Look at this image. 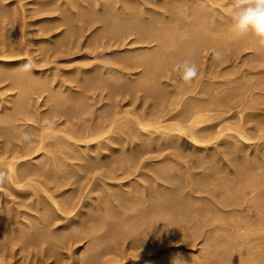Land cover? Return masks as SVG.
Wrapping results in <instances>:
<instances>
[{"label": "bare ground", "instance_id": "bare-ground-1", "mask_svg": "<svg viewBox=\"0 0 264 264\" xmlns=\"http://www.w3.org/2000/svg\"><path fill=\"white\" fill-rule=\"evenodd\" d=\"M12 1L14 2V0ZM15 1H19V0H15ZM32 1H33L32 4L36 1L37 4L39 3L42 5V6L40 5L41 7L46 6L47 8L43 7L42 9L39 6V8L43 11L44 10L49 11L48 6L53 2L54 3L58 2V5L55 6V9L59 11L58 13L62 15V18L60 17L61 15H59L58 17L59 21H61V24L64 26L65 25L67 26L66 34H68V31H70L71 34L72 33L76 34V32L80 31V30L75 31V26L71 24L74 21L72 20V18L76 16L72 14V18H71L68 16V14L71 15L70 13H77L75 12L77 11L75 10L76 8H79L80 10L82 9V7L85 6L87 9L86 4L88 0L87 1H84V0H32ZM230 1L231 0H93L92 7L90 8L89 6V11L90 12L94 11L96 13L98 12L97 13L98 17L96 16L98 18L97 20L101 21V23L103 22V27H104L103 28L104 31H102L103 29H99L98 32L101 33L102 31V33L98 34L97 32V34L93 35V38H98L105 31H107L108 33V30L112 29L109 31V33L112 34L110 35L111 39L113 38L116 39V41L114 40L115 43L116 42L119 43V40H122L123 38H127V37L129 38V36H134L132 41L140 43V44L145 43L146 45L150 43V45L152 44L153 46L151 45L152 46L151 48L148 47L149 45L145 47L144 46L145 44L141 45L140 47L135 46L136 47L135 49L133 50L130 49L131 52L133 51L135 52L131 54L127 52L128 54H124V55L122 53L123 56L121 57L115 56V55H118L116 53H118L119 51L113 50L109 53V54L111 53L113 54L110 56L111 58H109V60L111 59L110 62L113 66H111L108 63L104 64L103 63L104 61H103L101 62V65L98 62L99 63L98 65H96L97 64L96 63L95 65L88 67V68L83 67L82 65L80 66L81 69L77 68L78 69L77 73H76L77 69L75 68L76 71L73 70L75 74L72 72V74H74L73 78H71L72 74L68 70L67 71L69 72V74H71V76L69 75L70 76L69 78L66 73H65L67 75V77L65 76L66 78L64 76L62 77L61 74H59L60 76L58 75L59 77H61V79L58 78L59 80L57 81L58 87H60L61 89L63 88L62 90L68 89V92L67 90L66 92L69 94H66V95H69V96H70V91H72L73 93L76 92L75 94L81 93L82 96L87 94L88 96L90 91L92 92L93 90V93H94L95 89L97 88H99L100 90L101 88L109 89V91L107 92L109 93V96L107 97L108 99L105 97L106 103L103 102L104 105L102 106L100 105V108H102V110H103V107H106L104 108L106 110L102 111L101 113H97V114L94 113L96 111H92L94 116L91 115V117L88 116L89 114H84L90 117V119L87 118L88 120L86 121L82 120L81 123L73 122L72 125L68 124L69 126H66V125L64 126L63 124L64 123L66 124V121H65L66 117L64 116L65 119L62 117L63 118L62 122L64 121V123L63 124L59 123L60 128H57L59 127L57 126L58 125L57 122L52 120L51 123H53L52 125L54 126H48L49 124L47 123L39 122L37 124L39 128H36L33 130V129H29L30 127L32 128L33 126V125H29L31 122V120L29 119L31 117L29 116V119H28L27 117L28 115L27 116L25 114L23 115L21 114L22 116L19 115L20 117H23V118H24V115L27 117V120L29 121V122L27 121V123L29 124L25 122L22 123L23 118L21 119L22 121L21 120L20 121L22 125L27 124L26 126L24 125L25 128H27V130L25 129L24 131L28 132V129L34 131V132L31 131L32 133H30L29 131V133L33 137V140L31 143L24 142L25 144L24 143L21 144L20 142L22 140L19 142L16 139V141H18V143H20L21 146L16 144L17 142L15 143V141H13L14 143L12 142V146H9L10 144L9 145L7 144L8 142L6 140L7 138L6 139L3 138L4 140L7 141V142L5 141L6 142L5 145L8 147L6 148V146L4 145L6 149L0 148L2 150V151L0 150V171H7V180L3 185L6 188H9L8 191H6L7 190L6 188H4L3 190L5 191L4 192L5 194L6 192H9L10 194L9 196H12V199L16 198V197H13L14 194L20 195L22 196L23 201L28 199V202L26 203H29V206L31 204H34V205L36 204L37 205L35 207L36 209L34 208V205L32 206L35 209L36 214L31 215V213H28V210L27 212L21 211L25 206V205L23 206L24 203L23 204L21 203L23 207L21 205L19 207L18 204H16L18 208L15 206V204H13L14 205L13 207H15L18 210H20L19 208H22L20 212L16 210L13 214V211L11 212V210L13 209H11L12 206H11V200H10L11 210L8 207H6L10 211H7L5 209L7 212L5 211L0 212V241L4 240L5 238L6 239L7 238L16 239L15 244L17 242L18 244L23 243L22 245H19V246H23L21 248L22 250L19 249V251L18 250L17 251L18 252L26 251L25 254H23V257L21 256L22 258H24L25 255L26 256L28 255L31 257L33 256L34 258L39 257V259L41 260V261L39 260V262L42 263V261L43 262L46 261L47 258L51 256L56 257L60 254V253L59 254L56 253L57 252L56 248L61 247L60 244L62 243V239L64 237L68 235L67 236L68 238H64L65 242L66 241L73 242L74 240L76 241L79 240V242L77 241V243H80V238H82L83 237L82 235H84V237L88 236V238L91 241H88L87 239L86 240L92 243L90 246H88L89 245L88 242H85L89 248L88 247L86 248L85 246L83 250L87 249V251L86 250L81 251L82 249L79 247L81 249V250L79 249L81 252H84V253L88 252L87 255L81 260L80 264H108V262L112 258L100 259V256L103 254V252L108 250V248H106L107 246L104 248L105 250H103L101 246L100 253H95V250L99 245H102V244L105 245L104 243H106L107 245L108 242H105L106 239L109 238L110 240L116 241V239H119L121 237V234H123V236L125 235L124 238L126 236H128V238L131 237L132 238L131 244L138 243L139 240H141L142 236L143 237L146 236L144 237L146 238V242L150 243L146 245L148 246V248H151L149 247V245L153 246L154 248L156 245H158L157 242L158 243L165 242V241L171 242L172 239L174 241L180 240V241H183L184 243L189 244V242L191 241L194 242V240L196 241L198 237L203 236L206 242L208 243L207 245H205V247L203 245L201 246L202 248L204 247V250H205V253L203 256L204 257L203 260L205 259L204 260L205 262L204 261L199 262L202 260L201 259L199 260V258H197L198 264H264V165H261L262 167H260V165H256L260 161V159L264 160V153L262 154L258 153L259 150L264 149V70H260L259 68V70H257L256 72L254 71L255 67L264 66V48H261L258 45L256 38L251 35L240 38V39H237L234 37V35L230 31L231 18H230L229 9H228L229 5H227V3H229ZM54 3L52 6H54ZM225 4L227 5L226 6L227 9L226 8L224 9ZM3 5L4 4L2 3V6ZM21 6L23 7V5ZM36 6L38 7V5ZM14 8H15V4H14ZM32 9L35 10V8H32ZM36 10L38 11L39 9L37 8ZM53 10H54V7H53ZM16 11L17 13H21V12H18V9ZM16 11L14 10V12ZM46 11H45V14H46ZM51 11L48 13L51 14ZM90 12H88V14ZM11 13H13V11ZM53 13L54 12H52V14ZM2 14H3V10H2ZM84 14L86 15V13ZM80 15H79V18H80ZM85 15L83 18L81 17L82 20H84L83 24H85V22L89 23V20L92 19V16L90 15H93V13L88 15L90 19L86 17ZM9 16L12 17V15H8V17ZM3 17L5 16L3 15ZM8 17L6 18L9 19L10 17L9 18ZM14 17L15 16H13V18ZM96 17H94V19ZM6 18H3V20L5 19L7 21ZM21 18L23 17H20V20L22 21ZM77 18L78 17H76V19ZM71 20L72 22H70ZM82 20L79 21V23L80 22L82 23L83 22ZM50 21L51 23H49V20L47 23L52 24V22H54V20L52 21L51 19ZM11 22H14V21L9 22L10 26H11ZM91 22L93 23L92 20L90 21V23ZM45 23L43 26L47 25ZM76 23L77 22H74V24ZM42 24L39 23V25H42ZM7 25L9 26V24ZM8 26L7 28L11 29ZM57 26L58 25L56 24L54 28L56 29ZM45 27L43 28L46 30ZM59 27L60 26H58L57 28ZM50 30L49 32H51ZM183 33H187V39L182 38ZM25 35H22V36L25 37ZM76 35H74V37ZM7 36H5L4 38L8 39ZM58 36L56 34V37L59 39ZM63 36L65 37V33L64 35H62L61 38H63ZM104 36L106 37V33L103 34L101 37H104ZM0 37H3V36H0ZM50 37L55 38L53 35ZM4 38H3V42L5 41ZM39 39L42 40L43 38L40 37ZM101 39L103 38H100V40ZM111 39L107 38V40L105 39L104 40L109 41ZM25 40L26 39H24V41ZM40 40H37V41H40ZM48 40H51V39H48ZM104 40L103 41L101 40V43L104 44L105 42ZM17 41L19 42V40ZM24 41H22V43ZM60 41L62 42V40ZM55 42L54 44H56ZM70 43L68 42V44ZM97 43L95 42V44ZM15 44H17V42ZM103 44H100L101 49L105 48V47H101V45ZM106 44L108 45V42H106ZM58 45L60 44L58 43ZM61 45L63 46L64 43H62ZM66 46L68 47L69 45L66 44ZM96 47L94 46V48ZM23 48L24 49L21 48V51H23L22 53L26 55L27 48L25 46ZM204 48L206 49L209 48L211 50L215 49V50L224 52L223 58L219 61L213 59L212 56H210L212 58L209 57L211 64H214V66H217V67L221 66V69L217 70L216 73L212 71L206 72L202 68L204 61L200 60V58H201L202 51L204 52L203 50ZM96 49H98V47ZM244 49L245 50L250 49L252 51L251 56L247 58L248 59L252 58L251 60L254 61L255 63L253 65L251 64V66L247 68V71H249V73H243L240 75L241 78H235L236 76L230 77L227 73L229 71H226L227 64H228L227 61L229 59L231 60L232 56L236 55L239 51L244 50ZM5 52H8V51H5ZM0 53L2 52L0 51ZM7 54L8 56L10 55L9 52ZM7 54H4V56L3 55L0 56V68H1L0 78L11 81L10 85L12 84L16 85V87H18L20 90L21 96H18L17 94L19 93L18 88H17L18 91H16L15 89L17 93L15 91L14 93L13 91H11L13 95L17 94L16 96H18V97H15L17 98V100L14 101L12 99L14 103L12 102L10 98L13 96L8 97L9 94L7 95L8 99L9 98L10 99L6 101L8 103H13L11 107H14V108H12V111L9 109L10 114L9 112H6V115L10 116L16 110H17L16 112H18L19 110L22 111L23 107L25 106L24 103L26 104V107H27V103L25 100H23V98L24 97L27 98L26 96H29L28 95L29 92H30V95H34L35 93L32 94L33 91H37L36 94H38V91H42V90L45 91V90L50 89L51 91L54 90L55 95H58L56 93V90L57 89L59 90L57 85H56L57 87L56 90L55 88L52 89L53 86L55 87V85H52L53 80H49L50 79L49 76H44L48 73L44 74V72H46L44 71L42 72L44 74L43 75L41 73L35 72V70L33 69V67L39 68L41 66L40 65L41 63L36 66V64L38 63L32 62L34 64L32 67V64L30 62L31 60L29 59L30 56L29 58H20L18 57L19 55L15 54V56L11 57L10 55V57H6ZM23 54H20V56ZM101 54L103 55L102 52ZM209 58L207 57V59ZM244 58L247 59L246 57ZM244 58L243 60H245ZM186 59L195 62L197 67L203 69V72L199 73V76L191 84H185L181 78L178 84L176 83L177 85L175 84V82H173L174 84H169L166 79L165 80L161 79L162 77L164 78V76H169L168 75L169 72L171 74V72L173 71L172 68L175 67L174 65H176L177 63H180L179 65H182L183 61H185ZM34 60L32 59V61ZM249 63H250V60H249ZM42 64L44 65L43 62ZM50 67L52 68L53 66H50ZM135 67L136 68L140 67L142 72L140 74L139 73L137 74V76L139 75L138 77L136 76L134 79H131L130 75L132 73L130 74L131 72L130 70L128 73V69L135 68ZM170 67H172L171 70H170ZM229 67H232V66L229 65ZM44 69H42V71ZM55 72L56 70L53 72V75L55 74ZM89 73H91V76L89 75ZM106 73L109 74V75L107 74L109 77L111 76L114 78L113 79L110 78L111 81H109L110 79L108 76H107L108 77L107 79L109 80H107L105 77L102 78L101 74L105 76ZM84 74L86 75L88 74V76L90 77L86 76L87 77L86 78ZM172 75L174 77L173 73ZM175 75H178V73L176 72ZM43 76L48 77L49 79L44 78ZM128 76H130V78L128 79L129 80L128 83H123L120 81L121 78H124V77L128 78ZM178 77H180V75ZM202 77L204 79H201ZM67 78L68 79L71 78L70 82L72 84L73 82H75L76 90L72 89V84L70 85V82L69 84L66 85V82L68 83ZM215 78H218V79H215ZM150 79H153V81L151 82ZM169 79L170 80L172 79L171 75ZM0 81L3 82L2 80ZM146 81H148L149 86L145 84ZM57 82L55 84H57ZM149 82H151V84ZM203 83H208L211 85L210 87L204 88ZM8 84H7L8 86L7 88H12V90L13 88H16L14 87V85L12 87L11 86L9 87ZM51 85H52V88H51ZM77 88L79 89L81 88V91L85 90L86 92L85 91H83L85 93L79 92L80 90ZM99 89L97 90L100 92ZM139 90L143 91L144 98L145 96H149L153 99L151 100L152 102L149 101L151 103L148 102L149 104L146 107L142 106L143 103L139 102L141 107L143 108V111H141L140 113H137V112L131 113L133 111H129V109H126V110L122 109V107L117 104V102L120 103L119 99L122 98L123 95L126 96V94H132L133 96L134 95L133 93H136ZM98 91H97L98 97H96L95 95L94 96L92 95V99H91L93 102L95 100L96 104L98 102H101V100L104 98V95L107 96L105 94L106 92L103 95L101 92L98 93ZM66 92H63L60 90L59 94L60 93L63 94ZM49 93L51 94V96L54 95L51 92ZM47 94L48 92L46 93V95ZM115 94H118L116 95V98L117 96L119 97V94L120 95L122 94V96H120L119 99L118 98L116 99L114 97ZM51 96L47 95L48 99L51 98ZM59 96L60 95L56 97L58 98ZM69 96L68 97L66 96L67 99L64 97L65 103L70 102L69 99L71 98L74 99V94L72 95V97L70 96V98ZM82 96H80L81 100L83 99ZM31 97L35 98L34 96L28 97L27 99L28 103H30ZM52 97L56 98L55 96H52ZM90 97L91 96H89V98ZM93 97H96V98H93ZM36 98H39V97H36ZM79 98H77V100H79ZM114 98L116 101L114 100ZM138 98H139V95H138ZM85 99L88 100V97H85ZM10 100L11 102H9ZM33 100H36V99H33ZM107 100H110L111 102ZM47 101L49 102L50 100H46V104H47ZM75 101H72V102L76 104L80 100L77 102ZM88 101H90V99ZM133 101L134 100H132V102ZM42 102H45V101H42ZM80 102H79V105H80ZM141 102L143 101L141 100ZM73 103H70V104L73 105ZM35 104L37 105V103ZM51 104L56 106V104H54V101ZM13 105H15L16 107ZM31 105L29 107H31ZM61 105H63V103H61L60 105L57 104V106H60V108H62L63 110L65 109V111L67 109L68 110L70 109L67 107L63 108L64 106L61 107ZM8 106H9L8 104L5 105L4 103L1 108L5 111V109H8L10 107ZM57 106L54 108L48 105L47 107L48 109L49 107H52L54 110L57 108ZM83 106L85 107V104ZM87 106H89V104ZM74 107L73 108L71 107L72 110L70 109L69 111H73V109L75 110ZM90 107L94 108L93 106H90ZM33 108H30V109L34 110ZM32 110H30L31 111L30 113L29 111H27L28 113L27 112L26 113L32 114L34 112L33 114L36 115L35 114L36 112L35 111L32 112ZM63 110L61 111L60 109L62 113H63ZM80 110H82V107L79 110H75V112L78 114ZM1 111L2 110L0 109V112ZM4 111H2V113ZM54 111L57 112L58 110L57 111L54 110ZM46 112L45 113L43 112L45 116H41L44 119L47 116ZM50 112H52V110H50ZM62 113H60V115ZM65 113L68 114V117L70 116L68 111H66ZM15 114L16 113H14L15 117L13 116L14 119H16L17 117V119L19 120L18 116H16L17 114L16 115ZM48 114L50 113L48 112ZM63 115L65 114L63 113ZM2 116H3L2 119L0 117L1 120L5 119L4 117L9 118V116H4V114H2ZM50 117L52 118L53 115H51ZM8 118L6 120H8ZM33 118L35 117L33 116ZM33 118H31L32 122L37 123V120L33 121ZM70 118L72 117L70 116ZM73 118L74 120L76 119L75 117ZM10 119L12 120V117L9 118V121ZM39 119L41 120V118ZM78 120H79V116H78ZM43 121L45 122V120L42 119V122ZM4 122H7V121L4 120ZM4 122L2 121L1 123H4ZM1 123H0V126H1ZM12 124L15 125L16 123L13 122ZM18 124H20V122ZM61 124L64 126L63 129H61L62 127ZM13 125H11L10 123L9 126L10 127L12 126L13 128ZM22 125L21 124L19 125L21 126V129L24 127V126L22 127ZM16 127L17 126H15V128ZM6 128H7L6 132H3V130H1L2 128L0 129V131H2L4 135H8V134L14 135V132H11L14 130V128L13 130L11 129V131H9L8 125ZM21 129L18 128L19 136L16 134L17 138L20 137L21 135L20 133L23 132V129L22 130ZM14 131L16 133V130ZM9 138L12 139L13 136H10ZM154 140L158 141L159 144H162V146H166L167 149L169 148L171 150L170 152L167 153L168 156L165 155L164 157L161 156L162 158L161 157L160 158L163 159L165 162L170 163L169 166H163L164 168L167 167L165 170H169L170 172L172 169H175V172L173 171L174 173L167 174L166 176L165 175L162 176L163 172H161L160 170H159L160 172L158 173L154 171L156 175L154 174L151 175L152 172L151 174L149 173L150 174L149 180L152 183L154 182L155 184L153 183L151 185L149 183L150 186L146 187V183L148 184V182H145L144 181L145 178L143 177H146L145 176L146 173L150 172L151 168H150V171H149V168L146 169L145 167L147 166L144 165L146 163L144 161H142L144 163H141V161H138L140 159H137V158H139V155L142 152L141 150H143L142 148L144 149L145 147L148 148V146H150V144ZM9 143H11V141ZM114 144H117V145L114 146ZM0 145H1L0 147H2V144ZM69 146L74 149L73 152H76V155L82 161V162H79L78 161L79 159L73 158V160L76 159L74 160V162L77 161L79 162V164L76 163V168L75 166L72 165L74 169L72 167L71 170L74 171L76 169V172H77L78 165L81 167L88 165V168H90L91 166L89 167V164L91 165L93 164L92 167L94 168L91 167L92 171L94 169L98 171L94 174H92L93 172H91V174L93 175V178L90 177V173H88V171L84 172V176H89L90 178H92V180H89L90 178L89 179L85 178L86 180H88L90 183L93 180L95 181L93 184L94 186L91 185L92 189L89 188L90 185L86 183L87 181L84 182L81 180V182H84L86 184L83 185L84 183H82L83 187L81 186L79 188L77 187L78 193L76 194L73 193L74 195L69 194L68 196H65L64 194L66 192L68 194L69 191H65V193H63L64 192L63 190L61 192H58L59 189L61 188L60 184H58L53 190L50 189V186L48 187V185L54 186L51 184L53 181L51 182L49 181L52 179L55 180L52 176V173L55 172L56 169L54 170L53 169L54 166L52 165L53 167L52 166L50 167L49 166L50 163L48 164L46 162H48L47 159L52 158L51 157L52 152H54L55 150L57 151L58 149L62 151L63 149L68 150L67 148H69ZM250 146H253L254 150L251 151L252 152L251 154L250 153L248 154V152L246 153V151L249 149ZM64 147H67V148H64ZM155 149L157 150L156 147ZM251 149H249V151ZM60 150H59V153L61 155L62 153ZM162 151H164V149ZM68 153L66 152L67 156L72 155V154L69 155ZM58 155L57 156L52 155V156L58 158L60 157V155L59 156ZM74 155L75 154H73V156ZM39 157L43 159L41 160V158ZM61 157L63 158L65 157V155L64 156L61 155ZM251 157H253V159ZM67 158L68 157H66L65 159L66 161H68ZM71 158L72 156L70 157V159ZM233 158H235V161ZM144 159L145 158H143L142 160ZM51 160H52L51 164H55L56 162L55 160L59 161L56 158L55 160L54 158H52ZM255 160L256 161L259 160V161H257L256 164H254ZM41 161L45 162L46 164L44 163L45 164L44 166V164L41 163L40 167L42 165L44 167H41L42 169L40 168L41 170L38 171V169L36 170L33 167V165H36L37 163ZM66 161H63V162H66ZM60 162L61 161H59L58 163ZM69 162H66V163L73 164V162L71 163ZM140 163L144 165L145 171L147 170L146 173L141 170L143 166L140 167L141 165ZM262 163H264V161H262ZM163 165H166V164H163ZM31 166L34 169L30 168ZM48 166L49 168H51L52 170L51 172L48 171L47 169ZM64 167L66 166L64 165ZM159 167L162 169L161 166ZM56 168H59V170H57L58 172H55V173L60 174L59 171H63L61 167L57 166ZM66 168H63V169H66ZM196 168L198 169L200 168V169L197 170ZM154 169H157V168H154ZM154 169H152V171ZM227 169H229L228 170L229 172H226ZM67 172L65 173L67 174ZM89 172H90V169H89ZM59 174L58 175L56 174L55 178L56 176H59ZM95 174L96 176H94ZM61 175H63L62 172H61ZM79 175H80V172H79ZM69 176L70 175L67 176V179L70 178L69 180H71V178L73 177L72 176L69 177ZM136 176H138L140 180L136 178ZM182 176H183V180H182ZM60 177L62 176H59V178ZM81 177H82V173H81ZM59 178L58 180L60 181ZM179 178L181 179V181L179 180V182L175 183L174 180L178 181L177 179ZM74 179L75 178H73V180ZM58 180H57V183H59ZM164 180L167 181V183L164 182L166 185L164 183L163 184L161 183ZM62 181L64 180H61V182ZM66 181L67 180H65L64 182ZM77 181L78 180L76 179V182ZM71 182L69 183L68 181L69 183L68 187H70L69 185L71 184ZM81 182H80V185H81ZM54 183L56 184V182ZM74 186L72 187L74 188ZM126 186L128 187V189H126ZM68 187H67V190H69ZM74 189H76V187ZM55 191H57L58 193L57 192L55 193ZM2 195L0 192L1 198L3 197ZM6 196L7 195H5L4 198ZM6 199H5V202L8 199H11V197L8 198L7 200ZM18 202H19V199H18ZM7 206H9V204ZM88 207L89 209L87 210ZM27 208L29 207L27 206ZM20 215L21 216L24 215V216L21 217ZM28 215H30V217H26ZM115 216L118 217V220L116 223L112 222ZM122 216L125 217V218L123 217V219H126V218L127 219L126 220L120 219V217ZM108 218L111 220V222ZM129 219H130V222H128ZM127 224H129V226L131 225V227L126 228ZM96 231H100L99 233L101 234H93L94 232L97 233ZM6 239H5L6 241L5 243L7 244L10 243L9 240L8 239L6 240ZM129 242H131V240ZM77 243L75 245H77ZM15 244L11 245L12 249H14ZM161 245L164 247L166 244L161 243ZM173 250L175 249L173 248ZM2 251L6 252V250L4 251L0 247V252H1L0 253V264H14L13 261L11 262L9 260L14 255L16 256L17 252L16 251L13 252L12 250L11 252H13L14 255L11 254L10 256L11 258L9 257V260H8L7 253H3ZM72 251L74 252L75 250L73 249ZM80 251H77L78 253L76 252V254L74 255L77 256V254H80L79 253ZM112 251L113 249L109 250L108 253ZM153 253H152L153 254L152 256H149V251L148 252L146 251V254L139 255L138 257L139 259L136 258L138 260L136 261L130 260V261L132 264H142V263L144 264V262H147V261L149 263V260L152 257H154V259L157 258V262L156 260H153L156 262V264H181V262L179 261L181 257L179 258V260H177V258L174 257L176 253L174 256L173 255L170 256L167 254L168 255V256L166 255L167 257H164V255L167 252H165L164 255L161 254L162 250L160 251L155 250ZM4 254L7 257L6 256L4 257ZM19 254H22V252L17 254L18 257H19ZM118 254L119 253H116L115 255L117 256ZM122 254L121 255L119 254V255L124 256ZM124 254H126V252ZM160 254L161 256L163 255L161 257L162 259H158L160 258ZM120 256L117 258H120ZM129 257H130V254H129ZM73 258H75V256ZM185 258L187 259V257ZM24 259L26 260L27 258L25 257ZM13 260H16V259H13ZM28 260H31V259H28ZM120 260H123L124 262L125 261L128 262L129 258L127 259L128 261L124 260L123 257H121ZM189 260H191V258L188 259L187 261ZM181 261L183 262V260ZM190 262H187V263L192 264ZM114 263L117 264L118 262L116 261ZM55 264H56V261H55ZM57 264H68V263L60 262V260H58ZM184 264L186 263L184 262Z\"/></svg>", "mask_w": 264, "mask_h": 264}, {"label": "rangeland", "instance_id": "rangeland-1", "mask_svg": "<svg viewBox=\"0 0 264 264\" xmlns=\"http://www.w3.org/2000/svg\"><path fill=\"white\" fill-rule=\"evenodd\" d=\"M29 0H19V1H15L14 0V2L12 1V0H0V4H1V6L0 7H2V8H0V10L2 9L3 10V14H2V10L0 11L1 13V15L0 16H2V17H0V27H1V31H0V33H1V35L0 36H3V37H0V38H2V39H0V48H2L3 49V51H2V49H0V51L3 53H0V56H4V54H7L8 52H9V54L11 55V57L12 56H15V54L16 55H19L18 57H20V58H29V56H30V62H31V64H32V67H33V63H38V64H36V66L37 65H39L40 63V65L42 66L43 64H42V62L44 63V65L41 67H39V68H37L36 66V68L38 69H36V68H34L33 67V69L35 70V72H37V73H41V74H43L42 72H44V71H46V72H44V74L45 73H48V74H46V75H44V76H49L50 77V79L48 78V77H44V78H48L49 80H53V83H52V85H55V87L53 86V88H52V85H51V88L52 89H54L55 88V90L57 89V87H58V78H60L61 79V77H59L60 75L59 74H61L62 75V77L64 76H66L67 77V75H68V78L71 76V74H72V72H73V70L74 71H76L75 70V68L77 69H81V67L80 66H82L83 65V67H91V66H93V65H95L96 63V65H98L99 63H100V65H101V62H103L104 64H106V63H108V64H110L111 66H113L112 64H111V59L109 60V58H111L110 56L111 55H113L112 53L111 54H109L111 51H113V50H117V51H119L118 53H116V54H118V55H115V56H119V57H121V56H123L124 54H128V53H133V52H135V51H133V52H131V50L130 49H135L136 47H140L141 45H144V44H140V43H137V42H134V41H132V39L134 38V36H129V38L127 37V38H123L122 40H119V43H115L114 42V40L116 41V39H111V36L110 35H112L111 33H109V31L110 30H112V29H110V30H108V33H107V31H105L103 34H105L106 33V37L107 38H109V39H111V40H109V41H105V40H107V38L104 36V37H101V36H99L98 38H93V35L94 34H97V32H98V30L99 29H103L104 27H103V22L101 23V21H98L97 19V13L96 12H94V11H89V6H90V8L92 7V2H93V0H88V2H87V4H86V6H87V9H86V7L84 6V7H82V9H80L79 10V8H76L75 10H77V11H75V12H77V13H70L71 15H69L68 14V16L69 17H71L72 18V14H74L76 17H78L77 19H76V17H74V18H72V20H74L73 22H72V20L70 21V22H72L71 24H73L74 26H75V31L77 30H80V31H78V32H76V34H71V32L70 31H68V34H66L67 32V26L65 25H62L61 24V21H59V15H61L60 13H58L59 11H57L56 9H55V6H57L58 5V2L55 4L54 2V6H52L53 5V3H49L50 5L48 6V4H47V6L49 7V11H46V10H41L43 7H46V6H43V7H41L42 5L41 4H37V2L35 1L33 4H32V0H30L29 2H28ZM84 1H87V0H84ZM91 1V2H90ZM4 4L3 6H2V3ZM7 3V4H6ZM13 3V4H12ZM16 3H18V4H16ZM8 6H6V5ZM9 4V5H8ZM10 4H12V5H10ZM14 4H15V8H14ZM23 5V7L21 6V5ZM38 5V7L36 6V5ZM231 4V1L229 2V3H227V5H230ZM18 5V6H17ZM20 5V6H19ZM34 5V6H33ZM41 5V6H40ZM226 4L224 5V9L226 8L227 9V6ZM6 6V7H5ZM13 6V7H12ZM39 6H40V8H39ZM31 7V8H30ZM51 7V8H50ZM53 7H54V10H53ZM229 7V6H228ZM21 8V9H20ZM32 8H35V10L38 8L39 10L37 11H35L34 9H32ZM47 8V7H46ZM81 8V7H80ZM18 9V12H21V13H17V10ZM22 9H24V10H22ZM31 9V10H30ZM229 9V8H228ZM7 10V11H6ZM14 10L16 11V12H14ZM20 10V11H19ZM41 10V11H40ZM52 10V11H51ZM56 10V11H55ZM13 11V13H11ZM40 11V12H39ZM45 11H46V14H45ZM51 11V14L50 13H48V12H50ZM82 11V12H81ZM85 11V12H84ZM87 11V12H86ZM6 12V13H5ZM8 12V13H7ZM35 12V13H34ZM36 12H38V13H36ZM44 12V13H43ZM52 12H54L53 14H52ZM88 12H90L89 14H88ZM33 13V14H32ZM43 13V14H42ZM84 13H86V15L84 14ZM91 13H93V15H90ZM6 14V15H5ZM15 14V15H14ZM17 14H19V15H17ZM77 14V15H76ZM81 14V15H80ZM86 16V17H88L89 18V16L88 15H90V16H92V21H93V23L91 24L90 23V21L91 20H89V23H87V22H85V24H83L84 23V20H82V18L84 17V15ZM88 14V15H87ZM3 15L5 16V17H3ZM8 15H12V17L11 16H9L8 17ZM24 15H25V17H24ZM35 15V16H34ZM79 15H80V18H79ZM13 16H15L14 18H13ZM18 16V17H17ZM48 16V17H47ZM53 16V17H52ZM97 16V17H96ZM6 17H8L9 19H7ZM20 17H23V18H21L22 19V21L20 20ZM52 17V18H51ZM58 19H57V18ZM61 18H62V15L60 16ZM82 17V18H81ZM85 17V18H86ZM94 17H96L95 19H94ZM3 18H6L7 19V21H14V22H11V26H10V23L9 22H7L5 19L3 20ZM13 18V19H12ZM19 18V19H18ZM54 18V19H53ZM60 18V19H61ZM38 19V20H37ZM40 19V20H39ZM44 19H45V21H44ZM50 19L53 21L54 20V22H52V24H49V23H51V21H50ZM56 19V20H55ZM95 21H94V20ZM3 20V21H2ZM42 20H43V22H42ZM48 20H49V23H47L48 22ZM76 20V21H75ZM83 21L82 23L80 22L79 23V21ZM16 21V22H15ZM38 21V22H37ZM41 21V22H40ZM98 21V22H97ZM147 21V20H146ZM26 22V23H25ZM46 22V23H45ZM56 22V23H55ZM74 22H77L76 24H74ZM13 23V24H12ZM30 24V25H28V24ZM39 23L40 24H42V25H39ZM44 23L45 24H47V25H45V26H43L44 25ZM55 23V24H54ZM87 23V24H86ZM7 24H9V26L7 25ZM16 24V25H15ZM23 24V25H22ZM25 24V25H24ZM54 24V25H53ZM56 24L58 25V26H60L59 28H57L56 27V29L54 28L55 26H56ZM52 25V26H51ZM85 25V26H84ZM100 25V26H99ZM7 26L8 27H10L11 29H8L7 28ZM24 26V27H23ZM45 27L46 28V30L43 28V27ZM49 26V27H48ZM65 28H64V27ZM81 26V27H80ZM83 26V27H82ZM89 26V27H88ZM3 27V28H2ZM42 28V30H41V28ZM51 27V28H50ZM7 28V29H6ZM18 28V29H17ZM19 28H20V30H19ZM79 28V29H78ZM15 29H16V31H18V32H16L15 31ZM43 29H44V31H43ZM48 29V30H47ZM51 29V30H50ZM54 29V30H53ZM58 29V30H57ZM65 29V30H64ZM3 30H5V31H3ZM49 30L51 31V32H49ZM56 30V31H55ZM83 30V31H82ZM43 31V32H42ZM82 31V32H81ZM102 31H104V29L102 30ZM102 31H101V33H102ZM14 34H13V33ZM21 34H20V33ZM49 32V33H48ZM6 33V34H5ZM8 33V34H7ZM18 35H17V34ZM23 33V34H22ZM43 33V34H42ZM46 33V34H45ZM53 33V34H52ZM61 33V34H60ZM63 33V34H62ZM64 33H65V37L63 36V38L65 39H63V38H61L62 37V35H64ZM81 33V34H80ZM84 33V34H83ZM100 32H98V34H101ZM16 34V35H15ZM26 34V35H25ZM44 34H45V36H44ZM55 34V35H54ZM56 34H57V36L59 37V39L56 37ZM70 34V35H69ZM78 34H80V35H78ZM8 35V36H7ZM15 35V36H14ZM20 35H21V37H20ZM22 35H25V37L24 36H22ZM47 35V36H46ZM54 36L55 38H53V37H50V36ZM74 35H76L75 37H74ZM82 35V36H81ZM5 36H7V38L8 39H5L4 37ZM17 36H19V37H17ZM69 36V37H68ZM71 36H72V38H71ZM77 36H79V37H77ZM10 37H11V39H10ZM17 37V38H16ZM24 37V38H23ZM40 37H42L43 39L42 40H40L39 38ZM49 37V38H48ZM3 38L5 39V41L3 42ZM21 38V39H20ZM23 38V39H22ZM29 38V39H28ZM37 38V39H36ZM70 38V39H69ZM75 38V39H74ZM100 38H103V39H101L102 41L104 40L105 42H104V44L103 43H101V40H100ZM13 39V40H12ZM19 40V42L17 41V40ZM24 39H26L25 41H24ZM48 39H51V40H48ZM54 39V40H53ZM68 39V40H67ZM93 39V40H92ZM95 39V40H94ZM98 39H99V41H98ZM2 40V41H1ZM16 40V41H15ZM30 40V41H29ZM37 40H40V41H37ZM57 40V41H56ZM60 40H62V42L60 41ZM70 40V41H69ZM112 40H113V42H112ZM126 42H125V41ZM7 41H9V42H7ZM13 43H12V42ZM22 41H24L23 43H22ZM44 41V42H43ZM49 41V42H48ZM56 43V44H54V42ZM65 41V42H64ZM70 43V44H68V42ZM74 41V42H73ZM78 41V42H77ZM118 41V40H117ZM121 41V42H120ZM123 41V42H122ZM5 44H3V43ZM17 42V44H15ZM67 42V43H66ZM88 42V43H87ZM95 42L97 43V44H95ZM106 42H108V45L106 44ZM131 42H132V44H131ZM11 43H12V45H11ZM19 43V44H18ZM21 43V44H20ZM25 43V44H24ZM37 43V44H36ZM40 43V44H39ZM50 43V44H49ZM58 43L61 45L62 43H64V45L62 46H60V45H58ZM103 44V45H101V47H105V48H100V44ZM111 43H113V44H111ZM122 43V44H121ZM135 43V44H134ZM53 44V45H52ZM66 44L67 45H69L68 47L66 46ZM138 46H137V45ZM17 45V46H16ZM19 45V46H18ZM27 48V54L25 55V54H23L22 52L23 51H21V48L22 49H24L23 47L24 46ZM28 47H27V46ZM41 45V46H40ZM99 45V46H98ZM149 45V46H148ZM152 45V44H151ZM150 45V43L149 44H145L144 46L145 47H149V48H151L152 46ZM5 46V47H4ZM9 46V47H8ZM94 46L96 47H98V49H96V48H94ZM136 46V47H135ZM143 46V47H144ZM8 47V48H7ZM17 47V48H16ZM20 47V48H19ZM49 47V48H48ZM107 47V48H106ZM133 47V48H132ZM6 48V49H5ZM62 48V49H61ZM109 48V49H108ZM129 50H128V49ZM42 51H41V50ZM105 49V50H104ZM128 50V51H127ZM204 50V52L202 51V53H201V58H200V60H202V61H204V63H203V65H202V68L204 69V71H206V72H209V71H212V72H214V73H216L217 72V70H219V69H221V66L220 67H217V66H214V64H211L210 63V58H212L213 57V55H212V50L211 49H209V48H204L203 49ZM250 50V49H249ZM249 50H241V51H239L236 55H234V56H232L231 57V60L229 59L228 61H227V69H226V71H231L230 73L229 72H227L228 73V75L230 76V77H235V78H241V74H243V73H249V71H247V68L249 67V66H251V64L253 65L255 62L254 61H252L251 59L252 58H250V59H248L250 56H251V50L249 51ZM5 51H8V52H5ZM11 51V52H10ZM16 51H18V52H16ZM101 52L103 53V55L101 54ZM124 52H126V53H124ZM128 52V53H127ZM137 52V51H136ZM248 52H250V53H248ZM12 53V54H11ZM18 53H20V54H23V55H21L20 56V54H18ZM43 53V54H42ZM122 53H123V55H122ZM204 53V54H203ZM246 53H248V54H246ZM210 54V55H209ZM10 55L8 56V54H7V56L6 57H10ZM26 56H28V57H26ZM203 56V57H202ZM210 56H212V57H210ZM32 57V58H31ZM207 57L209 58V59H207ZM244 57H248L247 59H245ZM243 58L245 59V60H243ZM32 59L34 60V61H32ZM95 60V61H93V60ZM207 59V60H206ZM90 60V61H89ZM97 60V61H96ZM99 60V61H98ZM109 60V61H108ZM206 60V61H205ZM249 60H250V63H249ZM37 61V62H36ZM79 61V62H78ZM177 61V60H176ZM245 61H247V62H245ZM33 62V63H32ZM83 64H82V63ZM86 62V63H85ZM99 62V63H98ZM233 62V63H232ZM49 63V64H48ZM56 63V64H55ZM58 63V64H57ZM74 63V64H73ZM87 63H88V65H87ZM102 63V64H103ZM249 63V64H248ZM48 64V65H47ZM70 64H71V66H70ZM80 64V65H79ZM119 64V63H118ZM180 63H177L176 65H174L175 67H170V70H171V68L173 69V71H175V72H171V74H170V72H169V76H164V78L162 77L161 79L163 80H167L168 81V83L169 84H174L173 82H175V84L177 83L178 84V82H179V80H180V78H181V71H180V66L181 65H179ZM55 65H56V67H55ZM86 65V66H85ZM229 65L230 66H232V67H229ZM50 66H53L52 68L50 67ZM68 66V67H67ZM75 66H77V67H75ZM79 66V67H78ZM212 66V67H211ZM47 67V68H46ZM60 67V68H59ZM65 67V68H64ZM72 67V68H71ZM134 67V66H133ZM262 67V68H261ZM259 66V67H255L253 70L256 72L257 70H259V68H260V70H264V66ZM44 68H46V69H44ZM58 68V69H57ZM69 68V69H68ZM138 68V67H137ZM136 67L135 68H129L128 69V73H129V70L131 71L130 72V76H131V79H134L136 76H137V74L139 73H141L142 72V70L140 69V67L137 69ZM202 68H199L198 67V70H199V73H202L203 72V69ZM234 68V69H233ZM10 69H12V68H10ZM41 69V70H40ZM42 69H44L43 71H42ZM52 69H54V70H52ZM62 69V70H61ZM78 69H77V71H76V73L78 72ZM132 69V70H131ZM140 69V70H139ZM54 72L55 70H56V72H55V74L54 75H56V76H54L53 75V72ZM71 72V74H69V72ZM71 70V71H70ZM162 70H164V69H162ZM246 70V71H245ZM58 71V72H57ZM138 71V72H137ZM201 71V72H200ZM233 71H234V73H233ZM0 72H1V68H0ZM52 72V73H51ZM135 72V73H134ZM137 72V73H136ZM176 72L178 73V75H175L176 74ZM236 72H238V73H236ZM57 73V74H56ZM64 75H63V74ZM67 75H66V74ZM74 74H75V72H73ZM93 73V72H92ZM94 73H95V71H94ZM172 73L174 74V77H173V75H172ZM237 75H236V74ZM74 74H72V76H71V78H73L74 77ZM108 73H106V75L105 76H103V74H101V76H102V78H108L109 76V74L107 75ZM59 75V76H58ZM70 75V76H69ZM85 75V77L87 76V77H90L91 76V73H89V75L90 76H88V74L86 75V74H84ZM115 75V74H114ZM170 75H171V80L169 79L170 78ZM180 75V77H178ZM58 76V77H57ZM108 76V77H107ZM116 76V75H115ZM130 76H128V78L127 77H124V78H121L120 79V81L121 82H123V83H128V79L130 78ZM133 76V77H132ZM139 76V75H138ZM137 76V77H138ZM204 76V75H203ZM65 77V78H66ZM84 77V76H83ZM86 77V78H87ZM67 78V79H68ZM70 78V79H71ZM113 79L114 77H109V79ZM55 79V80H54ZM70 79H68V83L66 82V85L67 84H69V82H70ZM105 79V80H106ZM109 79H107V80H109ZM111 79L109 80V81H111ZM160 79V80H161ZM169 79V80H168ZM201 79H204L203 77L201 78ZM215 79H218V78H215ZM0 80H2L3 82H1L0 83V101H2V100H4V101H2V102H0V109L2 110V111H4L1 107L3 106V104L5 103V105H9L8 107V109H5V113L3 112L2 113V111L0 112L1 114V119H2V114H4V116H9V115H6V112H9V114H10V110L12 111V108H14V107H11L12 106V104L14 103V101L15 100H17V98H15V97H18V96H21V94H20V90H19V88L18 87H16V85H14V84H12V85H10L11 84V81H8V80H4V79H2V78H0ZM102 80H104V79H102ZM151 80V82L153 81V79H150ZM9 82V84H8V82ZM109 81H107V82H109ZM149 81V80H148ZM148 81H146V85L147 86H149V84H148ZM204 81V80H203ZM57 82V84H55ZM151 82H149L150 84H151ZM4 83H6V84H4ZM130 83V82H129ZM7 84L9 85V87L11 86H13L14 85V87H16V88H13V90H12V88H7L8 86H7ZM72 83L70 82V85H71ZM176 84V85H177ZM56 85H57V87H56ZM76 84H75V82H73V84H72V89L73 90H76V86H75ZM210 85L211 84H208V83H203V87L204 88H206V87H210ZM6 86V87H5ZM3 87V88H2ZM74 87H75V89H74ZM2 88V89H1ZM5 88H7V89H5ZM17 88H18V90H19V93H17L16 91H18L17 90ZM59 88V90L57 89L56 90V93L58 94V95H60L58 98L56 97V96H58V95H55V92H54V90L53 91H51L50 89L49 90H42V91H38V94H36V92L37 91H33L32 92V94H36V95H38V96H36L35 94L34 95H30V92H29V96H26L27 98H23V100H25L26 101V103H27V107H26V104L24 103V107H23V110L22 111H18V112H14V113H18L16 116H18V118H19V120L17 119V117H16V119L18 120H16V119H14V113H12L10 116H9V118L10 117H12V120L10 119V121H9V118H8V120H6L7 118L6 117H4L5 119H3V120H1L0 119V121L2 122H4V120L5 121H7V122H4V123H1V126H0V129L1 130H3V132H6V127H7V125H8V128L10 127L9 125H10V123H11V125H13L12 123L14 122V123H16L15 125H13V128H14V130H16V133H15V131L13 130V128H12V126L9 128V131H11V129L13 130V131H11V132H14V135H12V134H8V135H4V133L2 132V131H0V144H2V147H0L1 149L3 148V149H6L8 146H6L5 144H6V142H7V144L9 145V146H12V142L13 141H15V143L16 144H18L19 146H21V144H23L24 142L23 141H21V139L19 138H17L16 137V134L18 135L19 133V130H18V128H20L21 129V126H19L20 124L22 125V123H27V117H28V119H29V116L31 117V118H33V116L35 117V118H33V121H35V120H37V123L36 122H32V119L30 118L29 120H31V122H32V124H31V122H30V124L29 123H27V124H29V125H33L32 126V128L30 127H28L29 129H36V128H39V126L37 125L39 122H41V123H47V124H49L48 126H54V125H52L53 123H51L52 122V120H54L55 122H57V126H59V127H57V128H60V124L59 123H64V121L62 122V120H63V118H64V116L66 117V119H65V121H66V124L64 123L63 125L65 126H69L68 124H70V125H72V123L73 122H82V120L83 121H86V120H88V119H90V117H91V115L92 116H94V114H93V112L92 111H96V112H94L95 114H97V113H101L102 111H105L106 109H104V108H106V107H103V110H102V108H100V105L102 106V105H104L103 104V102L104 103H106V98L109 96V93H107L108 91H109V89L108 88H105V89H102L101 87V90L99 89V88H97V89H99L100 90V92L104 95V93L107 95V96H105L104 95V98L101 100V102H98L97 104L95 103V100H94V102L91 100L92 99V95L94 96H96V97H98V94H97V89H95V91H94V93H93V90H92V92L90 91V93L89 92H87V93H89L88 94V96H87V94L86 95H83L82 96V94L81 93H78V94H75L76 92H72V91H70V96L72 97V95L74 94V99L77 97V98H79L80 96H82V100H81V97L79 98V100L81 101H79V100H77V98L75 99V100H77V101H79L80 102V105H79V102L78 103H73L72 101H75L73 98H71V99H69L70 98V96L69 95H66V94H69V93H67L68 92V89H66L67 90V92H66V90H62L60 87H58ZM5 91H4V90ZM9 89V90H8ZM11 89V90H10ZM15 89H16V91H15ZM77 89H79V88H77ZM7 90V91H6ZM60 90L61 91H63V92H66V93H63V94H59V92H60ZM80 90V91H79ZM78 91L79 92H82V93H85L86 91L85 90H83V91H85V92H83V91H81V88L79 89ZM103 90H105V91H103ZM107 90V91H106ZM2 91V92H1ZM11 91H13V93H14V91L18 94V96H16L17 94H15V95H13V93L10 92ZM48 92V96L50 95L51 96V94L49 93V92H51V93H53L54 95H52V96H55L56 98H54V97H52L51 96V98H49L48 99V97H47V95H46V93H44V92ZM59 91V92H58ZM99 91H98V93H100ZM141 93V94H139V93ZM138 92H136V93H133L134 95L132 96V94H126V96H122V94L120 95L119 94V97L117 96V98L119 99L120 98V96H122V98H120L119 99V102L120 103H118L117 102V104L118 105H120L121 107H122V109H129V111H133V112H131V113H140L141 111H143V108L141 107V105H140V103H143L142 104V106H144V107H146L149 103H151L152 101L151 100H153L151 97H149V96H145V98L143 97L144 95H143V91L141 90H139ZM3 93V94H2ZM44 93V94H43ZM138 93V94H137ZM6 94V95H5ZM9 94V96L8 97H10V96H13V97H10L11 98V100H12V102L13 103H8L6 100H9L8 99V97H7V95ZM79 94H80V96H79ZM91 94V95H90ZM41 95V96H40ZM65 95V96H64ZM77 95V96H76ZM116 95H118V94H115L114 95V97L116 98ZM128 95V96H127ZM137 95V96H136ZM138 95H139V98H138ZM217 95V94H216ZM219 95V94H218ZM6 96V97H5ZM30 96H36V97H39V98H33V97H31V101H30V103H28V97H30ZM63 96V97H62ZM66 96L68 97L69 96V100H70V102H67V103H65V100H64V97L66 98ZM79 96V97H78ZM88 97V100L90 99V101H88V100H86L85 99V97ZM89 96H91L90 98H89ZM130 96H132V97H130ZM44 98V100H43V98ZM96 97H93V98H96ZM106 97V98H105ZM126 97V98H125ZM127 97H129V98H127ZM36 99V100H33V99ZM46 98V99H45ZM115 98H114V100H115ZM116 98V99H117ZM131 98H133V99H131ZM135 98V99H134ZM143 98V99H142ZM149 98H151V99H149ZM59 101H58V100ZM61 99H63V100H61ZM67 99V98H66ZM104 99H105V101H104ZM108 99V98H107ZM129 99V100H128ZM146 99V100H145ZM11 100L9 101V102H11ZM33 100V101H32ZM46 100H50L49 102L47 101V104H46ZM68 100V101H69ZM88 102V104H89V106H87L88 104H87V102ZM130 101V102H128V101ZM132 100H134L133 102H132ZM141 100L143 101V102H141ZM25 101H23V102H25ZM35 101V102H34ZM39 101V102H38ZM42 101H45V102H42ZM53 101H54V104H56V106H57V104L58 105H60L61 103H63V105H61V107H63V108H65V107H67V108H70L71 110H72V108L74 107L75 108V110H79L81 107H82V110H80L79 112H78V114L75 112V110L73 109V111H69L68 109L66 110V111H68V113L70 114V116L72 117V118H70V116L68 117V114L67 113H65L66 111H65V109L63 110L62 108H60V106H57V108L56 109H54V110H58L57 112H55L54 110H53V108L52 107H56V106H54L53 104H51V103H53ZM56 101V102H55ZM58 101V102H57ZM61 101V102H60ZM67 101V100H66ZM77 101H75V102H77ZM107 101H109V102H111L110 100H107ZM116 101V100H115ZM149 101H151V102H149ZM32 102V103H31ZM34 102V103H33ZM51 102V103H50ZM59 102H60V104H59ZM86 102V103H85ZM135 102V103H134ZM140 102V103H139ZM149 102V103H148ZM35 103H37V105L35 104ZM70 103H73V105L72 104H70ZM100 103V104H99ZM127 103V104H126ZM1 104H2V106H1ZM11 104V105H10ZM28 104H35L34 106L33 105H31V107H29L30 105H28ZM45 104V105H44ZM85 104V107L83 106ZM87 104V105H86ZM99 104V105H98ZM48 105H50V106H52V107H49V109H48ZM95 105H97V106H95ZM13 106H15V105H13ZM77 106V107H76ZM88 108H87V107ZM90 106H93L94 108H91ZM127 106H129V107H127ZM16 107V106H15ZM28 107H29V109L30 108H33L34 110H32V109H30V110H32V112L33 111H35L36 113V115H34L33 113V115L32 114H27L28 112L27 111H29V113L31 112L29 109H28ZM72 107V108H71ZM84 107V108H83ZM89 107H90V109H89ZM97 109H96V108ZM131 107V108H130ZM52 108V109H51ZM10 109V110H9ZM60 109H61V111L63 110V113L65 114V115H63V113L60 111ZM85 109V110H84ZM89 109V110H88ZM100 109H101V111H100ZM134 109H135V111H134ZM47 112H46V111ZM49 110V111H48ZM50 110H52V112H50ZM84 110V111H83ZM88 110V111H87ZM97 110H99V111H97ZM60 111V112H59ZM65 111V112H64ZM82 111V112H81ZM124 111V110H123ZM139 111V112H138ZM20 112H22V113H20ZM25 112V113H24ZM27 112V113H26ZM45 113L46 112V114H47V116L45 117V119L43 118V117H41V116H45V114L43 113V114H41V113ZM48 112L50 113V114H48ZM73 114H72V113ZM91 112V113H90ZM41 115H40V114ZM52 113V114H51ZM57 113H58V115H57ZM60 113H62L61 115H63V116H61L60 115ZM79 113H81V114H79ZM23 114H25L24 115V118L23 117H20V116H22ZM40 116H38V115ZM73 116H72V115ZM75 114V115H74ZM84 114H89L88 116H90V117H88L87 115H84ZM20 115V116H19ZM51 115H53V119L50 117ZM56 115V116H55ZM14 116V117H13ZM48 116H49V118H48ZM58 116V117H57ZM77 116V117H76ZM78 116H79V120H78ZM84 116V117H83ZM36 117H37V119H36ZM63 117V118H62ZM73 117H75L76 119L74 120V118ZM23 118V122L21 123V119ZM39 118H41V120L39 119ZM50 119V120H48V119ZM55 118H56V120H55ZM88 118V119H87ZM262 118V117H261ZM42 119L43 120H45V122L43 121L42 122ZM49 121H47V120ZM15 120V121H14ZM21 120V121H20ZM26 120V121H25ZM40 120V121H39ZM61 121V122H60ZM71 121V122H70ZM20 122V124H18ZM29 122V121H28ZM69 122V123H68ZM7 123V124H6ZM34 123V124H33ZM36 123V124H35ZM18 124V125H17ZM27 124H24L25 126L27 125ZM61 124V129H63L64 128V126ZM24 125H22V127L24 126ZM35 125H37V126H35ZM15 126H17L16 128H15ZM25 126L22 128L23 129V131L26 129L27 130V128H25ZM34 127V128H33ZM21 129V130H22ZM28 129V132L30 131V133H32V132H34L33 130H29ZM21 130H20V132H21ZM8 131V132H9ZM32 131V132H31ZM22 133V132H21ZM20 133V134H21ZM3 137H2V136ZM4 136H6V137H4ZM10 136H13V138L12 139H10L9 137ZM19 136V135H18ZM16 137V138H15ZM3 138H7L6 140H4ZM14 139V140H13ZM16 139L21 143H18V141H16ZM3 140H4V142H3ZM6 141V142H5ZM11 141V143H9ZM161 141V140H160ZM154 142V143H153ZM151 144H150V146H148V148L147 147H145V149L144 148H142L143 150H141L142 152H141V154H142V156H141V154L139 155V158H137V159H140V160H138V161H141V163H146V164H144L145 166H147V167H145L146 169L147 168H149V171H150V168H151V171L150 172H147V170L145 171V168H144V165L143 164H141L140 165V167L141 166H143L142 168H141V170L142 171H144L145 173H146V177H143V178H145L144 179V181L145 182H148V184L146 183V187H148V186H150L149 185V183L152 185L153 183L149 180L150 179V174H151V172H152V174L151 175H156V173H158V172H163V174H162V176L163 175H167V174H172V173H174L175 172V169H172L170 172H169V170H165L166 168H164L163 166H169L170 165V163L169 162H165L163 159H161L162 157H164L165 155H167V153L168 152H170L171 150L168 148L167 149V147L166 146H162V144H159V142L158 141H156V140H154ZM14 143V142H13ZM25 144V143H24ZM153 144V145H152ZM6 146V148H5V146ZM117 144H114V146H116ZM152 145V146H151ZM1 146V145H0ZM68 147V146H67ZM67 147H64V148H67ZM155 147L157 148V150L155 149ZM253 146H250L249 147V149H251ZM159 148V149H158ZM248 148V147H247ZM247 148H246V150H247ZM0 149V150H1ZM63 149V148H62ZM68 150H65V149H63V151L62 150H60V149H58L57 151L55 150L54 152H52V154H51V157L52 158H54V160H55V158L56 159H58L59 161H61L60 163H58L59 161H57V160H55L56 162H55V164H51V162H52V158H50V159H47L48 160V162H46V163H50L49 164V166L51 167L52 165L54 166V170H55V172H58L57 170H59V168H56L57 166L58 167H61V169L64 171H59L60 172V174L59 173H55V172H53L52 173V176H53V178L55 179V180H50L49 182H51V181H53L51 184L52 185H54V186H51V185H48V187L50 186V189L51 190H53V189H55V187L58 185V184H60V189H59V191L58 192H61L62 190L64 191L63 193H65V191H69L68 192V194H67V192L64 194L65 196H68L69 194L70 195H74L73 193H78L77 192V189L81 186V187H83V185H85L86 183L87 184H89L90 185V189H92V186H94L93 184H94V180L90 183L88 180H86V179H89L90 177H92L93 178V175L92 174H94V173H96L97 171H96V169H94L93 171H92V168H94V167H92V165L91 164H89V167L90 168H88V165L87 166H82L83 167V169H82V167L81 166H79L78 165V167H77V172H76V169L73 171V170H71V168L73 167V166H75V168H76V163H78L79 164V162H82L81 161V159L80 158H78V156L76 155V152H73L74 151V149L73 148H71L70 146H69V148H67ZM71 149H72V151H71ZM164 149V151H162ZM249 149L246 151V153L248 152V154L250 153H252L251 151H253L254 150V147L249 151ZM59 150L61 151V155H65V157H61V155H60V153H59ZM145 150V151H144ZM157 152H156V151ZM2 151V150H1ZM68 153V152H70V153H68L69 155L70 154H72V155H70V156H67L66 155V152ZM155 151V152H154ZM262 151V152H261ZM59 153V155H60V157H53L52 155H58V153ZM73 152V153H72ZM145 152V153H144ZM162 152V153H161ZM56 153V154H55ZM259 154H262V153H264V149H262V150H259V152H258ZM73 154H75L74 156H73ZM149 154V155H148ZM58 155V156H59ZM72 156V158L70 159V157ZM141 156V157H140ZM155 158H154V157ZM162 156V157H161ZM168 156V155H167ZM166 156V157H167ZM252 156V155H251ZM66 157H68L67 158V160L68 161H66L65 159H66ZM150 157V158H149ZM161 157V158H160ZM39 158H41V157H39ZM39 158H37V159H39ZM73 158H77V159H79L78 161L79 162H77V161H75L74 162V160H76V159H74L73 160ZM143 158H145L144 160H142ZM148 158V159H147ZM157 158H158V160H157ZM252 159H253V157H251ZM43 158H41V160H42ZM234 159V161H235V158H233ZM237 159V158H236ZM251 159V160H252ZM73 160V161H72ZM63 161H66V162H69V161H71V162H73V164L71 163V162H69V163H71V164H67L66 162H63ZM142 161H144V162H142ZM167 161V160H166ZM257 161H259V160H257ZM256 160H255V162H254V164H256V162H257ZM262 161H264V160H262V159H260V161L256 164V165H260V167H262L261 165H264V163H262ZM41 163L42 164H44L45 162H43V161H41V162H39V163H37L36 165H33V167L37 170L38 169V171L39 170H41L42 168L41 167H44L45 166V164H44V166L42 165L41 167H40V165H41ZM64 163V164H63ZM66 163V164H65ZM155 163V164H154ZM166 164V165H163V164ZM168 163V164H167ZM262 163V164H261ZM63 164V165H62ZM149 164V165H148ZM162 164V165H161ZM64 165L67 167H64ZM69 165H71V166H69ZM73 165V166H72ZM161 166L162 167V169L159 167V166ZM49 166H48V171H52L51 170V168H49ZM52 166V167H53ZM63 166V167H62ZM150 166V167H149ZM68 167H69V169H68ZM159 167V168H158ZM30 168H32V166L30 167ZM34 168H32V169H34ZM41 168V169H40ZM63 168H66V169H68V170H66V169H63ZM80 169V171H79V169ZM154 168H157V169H154ZM50 169V170H49ZM73 169H74V167H73ZM89 169H90V172H89ZM104 169V168H103ZM152 169H154L153 171H152ZM197 170H199L198 168H196ZM195 169V170H196ZM53 170V171H54ZM84 170V171H83ZM160 170V171H159ZM163 170V171H162ZM165 170V171H164ZM180 170H182V169H180ZM194 170V171H195ZM196 170V171H197ZM229 169H227L226 170V172H229L228 171ZM68 171V172H67ZM69 171H70V173H69ZM71 171H73V172H71ZM83 171V172H82ZM88 171V173H90V177L89 176H84V172H87ZM95 171V172H94ZM154 171L156 172V173H154ZM174 171V172H173ZM61 172L63 173V175H61ZM65 172H67V174L65 173ZM79 172H80V175H79ZM91 172H93L92 174H91ZM165 172V173H164ZM64 173H65V175H64ZM73 173V174H72ZM76 173V174H75ZM81 173H82V177H81ZM150 173V174H149ZM58 175L59 174V176H62L63 177V179H62V177H60L59 178V176H56V178H55V175ZM72 174V175H71ZM75 174V175H74ZM86 174V173H85ZM68 175H70V176H72L73 178H75L74 180H73V178H71V180H69V179H67V176ZM79 175V176H78ZM88 175V174H87ZM148 175V176H147ZM65 176V177H64ZM69 176V177H70ZM84 176V177H83ZM94 176H96V174L94 175ZM82 179H81V178ZM58 178L60 179V181L58 180ZM80 180H79V179ZM84 178V179H83ZM86 178V179H85ZM92 178H90L89 180H92ZM136 178H138L139 180H140V178L138 177V176H136ZM148 178V179H147ZM76 179L78 180L77 182L79 183H77L76 182ZM184 179H185V177H184ZM57 180L59 181V183H57ZM61 180H67L66 182H64V181H62L61 182ZM81 180L82 181H84V182H86V183H84V182H81ZM147 180V181H146ZM178 181H176V180H174L175 181V183H177V182H179V180L181 181V179L179 178V179H177ZM182 180H183V176H182ZM68 181H69V183L71 182V184L69 185L70 187H68ZM150 181V182H149ZM170 181V180H169ZM168 181V182H169ZM48 182V183H49ZM54 182H56V184L54 183ZM80 182H81V185H80ZM167 183V181L166 180H164V181H162L161 183L163 184V183ZM171 182V181H170ZM54 183V184H53ZM67 183V184H66ZM75 183V184H74ZM82 183H84L83 185H82ZM164 183V184H165ZM77 184V185H76ZM155 184V183H154ZM169 184V183H168ZM167 184V185H168ZM63 185V186H62ZM64 185H66V186H64ZM74 185H76V186H74ZM92 185V186H91ZM166 185V184H165ZM170 185H172V184H170ZM4 185H0V192H1V195L2 194H4V195H2L3 197L1 198L0 197V201H1V203H0V212L2 211V212H7V211H10L11 209H13V210H11V212L13 211V214H14V212L17 210L18 212H20V210L22 209V208H19L20 210H18V209H16L15 207H13L14 205L13 204H15V206H16V204H18V206L20 207V205L22 206V204H23V206H24V208L21 210V211H25V212H27V210H28V213H31V215H33V214H36V212H35V207L37 206L36 204L34 205V204H31L30 206H29V203H26V202H28V199L27 200H24L23 201V199H22V196H20V195H15L14 193V195H13V197H16L15 199H12V196H9L10 194H9V192H6V194L4 193L5 191L3 190L4 188H6L5 186L3 187ZM72 186H74V188L76 187V189H74ZM65 189H63V188ZM67 187H68V189L69 190H67ZM78 187V188H77ZM73 188V189H72ZM7 189V190H6ZM5 190L6 191H8L9 190V188H6ZM126 189H128V187L126 186ZM72 190H73V192H72ZM74 191H76V192H74ZM57 191H55V193H56ZM57 192V193H58ZM97 192V191H96ZM96 192H94V193H96ZM5 195H7V196H9V197H7V199L8 198H10L11 197V199H6V197L4 198V196ZM201 195H203V194H201ZM63 196V195H62ZM17 197H19V198H17ZM22 200H21V199ZM23 198H25V197H23ZM5 199L7 200L6 202H5ZM18 199H19V202H18ZM10 200H11V209H10ZM14 200V201H13ZM17 201V202H16ZM22 201V202H21ZM9 202V203H8ZM13 202V203H12ZM22 203V204H21ZM9 204V206H7ZM26 204H27V206L29 207V208H27V206H26ZM34 205V208L32 207ZM3 206V207H2ZM18 206H16L17 208H18ZM22 206V207H23ZM5 207V208H4ZM6 207H8L9 209H7ZM27 209H26V208ZM32 207V208H31ZM7 211H6V210ZM26 209V210H25ZM30 209V210H29ZM89 209V207L87 208V210ZM33 212V213H32ZM21 216V215H20ZM19 216V217H20ZM24 216V215H23ZM23 216H21V217H23ZM26 217H30V215H28V216H26ZM123 217L124 216H122V217H120V219H123ZM110 218V217H109ZM108 218V219H109ZM113 218V217H112ZM117 218V219H116ZM125 218V217H124ZM107 219V220H108ZM111 219V218H110ZM109 219V220H110ZM127 219V218H126ZM126 219H123V220H126ZM112 220V219H111ZM111 220H110V222H111ZM117 220H118V217H114L113 218V220H112V222H117ZM128 222H130V219L128 220ZM129 224H131V223H129ZM129 224H127V226H126V228H130L131 227V225L129 226ZM118 227V226H117ZM117 230V229H116ZM9 231V230H8ZM97 233H93V234H101V233H99L100 231H96ZM68 234V233H67ZM109 234V233H108ZM68 236V235H67ZM64 237V238H68V237ZM83 237H84V235H82ZM123 236V234H121V237L119 238V239H116V241L115 240H110L109 238L108 239H106L105 240V242H108L107 243V245H106V243H104L105 245H99L97 248H96V250H95V253H100L101 252V246H102V248H103V250H105L104 248L106 247V248H108V250H106V251H104L103 252V254L100 256V259H106V258H112L109 262H108V264H115L114 262H118L117 264H120L121 262V264H132L131 263V261H136V260H138L139 258V255H141V254H146V251L148 252L149 251V256H152L154 253V251L155 250H158V251H160V250H162V253L161 254H165V252H167L165 255H164V257H167L168 255H175V253H176V255L174 256V257H176L177 258V260H179V258H180V262H181V264L183 263L184 264V262L186 263V264H189V263H187V262H190V263H192V264H198V259L197 258H199V260L201 259L202 261H199V262H203L204 260H203V256H204V253H205V250H204V247H205V245H207L208 243L206 242V240L204 239V237L203 236H201V237H198L197 239H196V241L194 240V242L193 241H191L192 242V244H191V242H189V244H187V243H184L183 241H174L173 239L171 240V242L169 243L168 241H165V242H160V243H158L157 242V244L158 245H156L154 248H153V246H151V245H149V247H151V248H148V246H146L147 244H150L149 242H146V238H144V237H146V236H142L141 237V240H139V242L138 243H133V244H131L132 243V238L130 237V238H128V236H126L125 238H124V236ZM83 237L82 238H80V243H77V241L79 242V240H74L73 242H69V241H66L65 242V240H64V238L62 239V243L60 244V248H56L57 249V254H59L58 256H56V257H54V256H51V257H49V258H47V260L46 261H42V263L43 264H55V261H56V264H57V261L58 260H60V262H65V263H68V264H80V262H81V260L87 255V253L88 252H86L87 251V249H84V250H86L85 252L86 253H84V252H81V251H84L83 250V248H85V246H86V248L88 247V246H90L91 245V243L92 242H88V241H91L89 238H88V236H85L84 237V239H83ZM90 237V236H89ZM121 238H123V239H121ZM6 239V238H5ZM5 239L4 240H2V241H0V247L5 251L6 250V252H3V253H7V256H8V260H9V257L11 256V254L12 255H14L13 254V252H17L16 253V256L14 255L9 261H13L14 262V264H16V263H18V264H30V262H31V264H39V263H41V262H39V257H31V256H26L25 255V257L27 258L26 260L24 259V258H22L23 257V254H25V252L26 251H21L22 252V254H19V257H20V259H19V257H18V253H21V252H18L19 251V249L20 250H22L21 248L23 247V246H19V245H22V244H18V242L15 244V242H16V239H14V238H7L8 240H9V242L10 243H5L6 241H5ZM6 239V240H7ZM13 239V240H12ZM81 239H83V240H81ZM88 241H87V240ZM64 240V241H63ZM131 240V242H129ZM110 241V242H109ZM118 241V242H117ZM203 241V242H202ZM8 242V241H7ZM12 242V243H11ZM75 242V243H74ZM85 242H88V246L86 245V243ZM115 242V243H114ZM121 242H123V243H121ZM175 242V243H174ZM178 242V243H177ZM3 243V244H2ZM74 243V244H73ZM77 243V245H75ZM112 243H114V244H112ZM117 243V244H116ZM144 243H146V244H144ZM161 243L162 244H166L164 247L161 245ZM6 244V245H5ZM15 244V247L14 246H12V247H14V249H12L11 248V245H14ZM72 244H73V246H72ZM109 244V245H108ZM119 244H120V246H119ZM160 244V245H159ZM169 244V245H168ZM5 245V246H4ZM17 245V246H16ZM114 245H118L117 247L116 246H114ZM142 245V246H141ZM145 245V246H144ZM174 245V246H173ZM187 245V246H186ZM204 246L203 248L201 247V246ZM110 246V247H109ZM167 246V247H166ZM193 246V247H192ZM5 249H4V248ZM65 247V248H64ZM82 249H80V248ZM114 247V248H113ZM158 247H160V248H158ZM162 247V248H161ZM170 247H171V249H170ZM7 248V249H6ZM16 248V249H15ZM18 248V249H17ZM77 248V249H76ZM89 248V247H88ZM158 248V249H157ZM168 248V249H167ZM173 248L175 249V250H173ZM194 248V249H193ZM200 248H202V249H200ZM59 249V250H58ZM74 249L75 251L73 252L72 250ZM81 251H80V250ZM111 249H113V251L112 252H110V253H108L109 252V250H111ZM117 249V250H116ZM153 249V250H152ZM177 249V250H176ZM184 249H185V251H184ZM7 250H8V252H7ZM13 250V252H11ZM18 250V251H17ZM102 250V251H103ZM168 250V251H167ZM199 250H201V251H199ZM204 250V251H203ZM77 251H80L79 253L80 254H77V256L76 255H74V254H76V252ZM153 251V252H152ZM165 251V252H164ZM176 251V252H175ZM191 251V252H190ZM24 252V253H23ZM73 252V253H72ZM126 252V254H124ZM145 252V253H144ZM201 252V253H200ZM1 253V252H0ZM78 253V252H77ZM83 253V254H82ZM107 253H108V255H107ZM116 253H119L120 255L122 254V255H124V256H120L119 254V256H120V258H117V257H119L118 255L116 256L115 254ZM127 253H128V255H127ZM153 253V254H152ZM188 253V254H187ZM199 253V254H198ZM68 254V255H67ZM114 254V255H113ZM129 254H130V257H129ZM161 254H160V258H158V259H162L161 257L163 256H161ZM168 254V255H167ZM192 254V255H191ZM67 255V256H66ZM125 255H127V256H125ZM133 255V256H132ZM167 255V256H166ZM201 255V256H200ZM6 255L4 254V257H5ZM6 256V257H7ZM22 256V257H21ZM75 256V258H73ZM82 256V257H81ZM136 256V257H135ZM193 258H192V257ZM200 256V257H199ZM16 257V258H15ZM65 257V258H64ZM69 259H68V258ZM72 259H71V258ZM121 257H123V259L124 260H127L128 258H129V261L128 262H124L123 260H120L121 259ZM163 257V258H164ZM185 257H187V259L185 258ZM18 258V259H17ZM35 259V261H34V259ZM54 258V259H53ZM125 258H127V259H125ZM136 258H138V259H136ZM156 258V257H155ZM191 258V260H189V261H187L188 259H190ZM196 258V259H195ZM5 259V258H4ZM13 259H16V260H13ZM28 259H31V260H28ZM58 259V260H57ZM75 259V260H74ZM7 260V259H6ZM22 260H23V262H22ZM25 260V261H24ZM33 260V261H32ZM68 261V262H66V261ZM114 260V261H113ZM121 262H120V261ZM153 260H156V262H157V258L156 259H154V257H152L150 260H149V263H148V261L147 262H144V264H156V262L155 261H153ZM181 260H183V262L181 261ZM185 260V261H184ZM197 260V261H196ZM20 261H21V263H20ZM28 261V262H27ZM30 261V262H29ZM41 261V260H40ZM48 261V262H47ZM178 261V262H179ZM195 261V262H194ZM75 262V263H74ZM79 262V263H78ZM205 262V261H204ZM41 263V264H42ZM143 264V263H142Z\"/></svg>", "mask_w": 264, "mask_h": 264}, {"label": "clouds", "instance_id": "clouds-1", "mask_svg": "<svg viewBox=\"0 0 264 264\" xmlns=\"http://www.w3.org/2000/svg\"><path fill=\"white\" fill-rule=\"evenodd\" d=\"M229 15L230 31L235 38L251 35L256 38L258 45L264 48V0H231ZM182 38L187 39V33H183ZM212 55L213 59L219 61L223 58L224 52L213 49ZM180 71L181 79L185 84H191L199 76L198 67L191 60L183 61ZM19 138L26 143H31L33 140L32 135L27 131H23ZM6 180L7 171H0V185Z\"/></svg>", "mask_w": 264, "mask_h": 264}]
</instances>
